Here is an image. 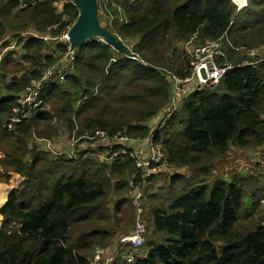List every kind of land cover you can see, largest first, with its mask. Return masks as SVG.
Instances as JSON below:
<instances>
[{
  "label": "trees",
  "instance_id": "16d2710c",
  "mask_svg": "<svg viewBox=\"0 0 264 264\" xmlns=\"http://www.w3.org/2000/svg\"><path fill=\"white\" fill-rule=\"evenodd\" d=\"M54 1L0 0V42L9 32L17 37L29 28L58 38L75 24L79 8L67 0L57 12ZM108 2L112 14L106 26L119 38L136 41L134 55L91 38L77 48L64 83L57 71L43 82L42 105L34 110L20 108L17 100L63 60L67 45L30 36L23 46L28 66L21 75L9 70L0 77V177L5 183L22 177L0 210V264H91L118 231L104 220L129 206L126 199L110 207L109 193L144 188L135 160L120 153L121 144L100 147L110 152L108 163L83 152L54 155L33 146L36 135L51 136L38 126L55 118L77 135L96 130L131 139L153 136L164 147L166 166L194 173L166 179L162 204L150 216L161 237L146 255L109 264H264V221L258 217L259 198L249 190L252 177L209 179V169L232 147L264 146V61L236 65L248 58V49L264 45V0H248L242 8L234 0ZM192 39L201 45L223 40L234 68L213 89L186 86L166 127L153 130L149 122L173 97L166 69L181 78L191 75V58L179 44ZM16 118L21 122L13 123ZM259 189L264 192V184Z\"/></svg>",
  "mask_w": 264,
  "mask_h": 264
},
{
  "label": "rangeland",
  "instance_id": "374dc122",
  "mask_svg": "<svg viewBox=\"0 0 264 264\" xmlns=\"http://www.w3.org/2000/svg\"><path fill=\"white\" fill-rule=\"evenodd\" d=\"M241 8L244 7L248 0L243 1H237L234 0ZM241 4V5H240ZM61 5L60 2L57 3V6L59 7ZM101 20H99V23L101 26L107 28L106 26V18H107V12H102L99 14ZM71 30V29H70ZM70 30L68 31V36L70 33ZM29 31V30H28ZM25 31L20 36H15L13 33H8L6 35L5 39L0 43V66H7L8 69H0V77L3 73H7L9 70L13 73H17L21 75L23 71L24 66H28V64L24 61L23 57L25 54L24 49V41L27 40L30 36L28 34L35 33L34 30L28 32ZM109 31V30H108ZM111 32V31H110ZM49 37L53 36H47L46 33H42V38H45L46 40H49ZM96 37V36H95ZM118 41H121L124 43L127 47H129L130 51L133 52L134 45L136 44V41H125L118 36H115ZM118 37V38H117ZM55 38V37H54ZM70 38V36H69ZM22 40V41H21ZM21 41V42H20ZM52 43H63L65 45H68L66 43L67 38L63 37V34L61 37H58L54 40H49ZM49 42V43H51ZM202 46L201 44H198L195 40H190L187 43H184L183 45L179 44V47L181 49H184L186 53H188L189 58L190 51L194 49L195 47ZM264 46V45H263ZM261 46V47H263ZM260 47V48H261ZM258 48V49H260ZM117 52L120 53L118 49H114ZM116 53V52H115ZM127 56V54H125ZM10 56V61L6 64V62L3 64V60L6 57ZM248 56V54H247ZM249 57V56H248ZM179 59L178 61H180ZM61 61L58 63L60 64ZM57 64V65H58ZM56 66V65H55ZM53 66V67H55ZM167 72L170 74L175 75L174 72L166 69ZM73 71L69 68L68 72L64 73V77H59V80L61 83H64L65 76L67 74H71ZM11 74V75H12ZM32 87V86H31ZM43 87L41 86L38 91L39 94L42 92ZM182 96L178 98V100L181 99ZM18 102V100H17ZM18 104H20L18 102ZM42 105V102L37 104V106ZM180 104V103H179ZM173 105V101L171 99V103L167 108H170ZM32 105L26 104L23 107H30ZM181 106V105H180ZM49 107V106H48ZM37 107H32L31 110L36 109ZM50 108V107H49ZM180 108V107H179ZM17 108L15 111H18ZM179 110V109H178ZM173 114H166L162 118V122H165V126L167 122L172 118ZM156 120V117L149 122L150 126H154V128H157V125L154 124V121ZM21 122V119L18 121ZM12 127V126H11ZM39 130L43 133L51 134L50 137H47L46 139H43L36 135V139L33 142V146H37L39 149H44L51 151L54 155L58 154H64L68 156H78L79 153L83 152L86 156H94V158L98 159L99 161L103 162H111V159L108 157L109 151L102 152L100 150V147L103 146H114V140L108 136L106 139H103L105 134L98 135L96 130H92L91 132H85L82 135H77L76 131L70 132L67 127H64V124H60L59 120L57 118L53 119L51 122H44L40 126H38ZM151 137L147 138H137L139 139L137 142L132 141L130 144H122L123 148L128 147L129 145L140 153L144 152V148L146 143H148L147 140H149ZM147 141V142H146ZM156 146H161L162 149L164 148L161 142H156ZM146 154L143 153L142 155ZM115 154H112V157ZM2 156V153L0 151V157ZM166 159V158H165ZM0 171H3V169L0 166ZM184 174V175H194L191 169L189 168H183V169H174L166 166L165 161L164 165L160 168L159 172L154 180H152L146 187L143 188V190L139 193L137 188H133L132 191H129L128 189H123L121 191H115L112 190L109 193L108 202L110 207H116L117 202L119 201H125L126 199L129 201V206H126V204L121 206V215H118L115 217V219H112L111 221L109 219L104 220L105 223L112 222L113 225L110 226L112 229H118V231L113 234V238L111 242L105 246L102 249H98L94 257L91 259V264H109L113 260H117L118 258L122 259L123 263H130L137 258V257H144L148 251V249L152 246L153 240L157 241L161 237V235L156 234L153 232L151 222H150V216L152 214V211L156 205L160 202V196H162V192H166V179L170 178V176H173L174 174ZM209 179H212L215 181L217 178L225 179L229 182L235 177L239 179H245L248 180L250 177H252V186L249 190L251 192H256V197L259 198V216H262L264 221V196L263 191L259 189V187H262L264 184V146L259 149H241L237 148L236 146L232 147L229 154L218 160L212 167L209 169ZM22 180V177L19 175H14L10 181V183L3 182L4 179L0 177V209L9 199L10 192L12 190V187L17 186L19 182ZM164 188L163 190H161ZM153 193H157L156 197H148L153 196ZM4 196L3 200L2 197ZM262 199V200H261ZM261 200V201H260ZM143 204V205H142ZM256 204L253 205L252 209L254 208ZM132 209H134L135 213H131ZM137 209V211H136ZM251 209V210H252ZM3 216L0 214V227L2 223ZM137 221V225L135 227V222ZM104 223V224H105ZM140 225V226H139ZM139 226V227H138ZM76 234V232L74 233ZM136 238L141 239V243H134V240L132 237L136 236ZM77 235H73L72 239H76ZM100 257L98 259L97 257ZM124 259V260H123Z\"/></svg>",
  "mask_w": 264,
  "mask_h": 264
},
{
  "label": "built area",
  "instance_id": "2783aa9c",
  "mask_svg": "<svg viewBox=\"0 0 264 264\" xmlns=\"http://www.w3.org/2000/svg\"><path fill=\"white\" fill-rule=\"evenodd\" d=\"M72 28V26H68L67 29L62 33L64 38H67L66 43L68 44V52L65 57L61 61L60 65H56L45 71L44 76L35 82L32 83V87L30 86L28 92L24 95V97L18 99L20 108L31 109L32 107H36L37 104L41 103V94H39L38 89L43 85V82L49 78L55 71L59 74L60 77H64V73L68 72V69H72V62L75 59V54L77 48H72L70 43V38L68 36V31ZM61 34V35H62ZM36 35V34H35ZM61 35L59 37H61ZM37 36V35H36ZM49 39V38H48ZM55 39V38H50ZM237 50V48H236ZM248 58L236 64L237 66L241 65H253L256 66L258 62L264 61V46L260 49H248L247 50ZM190 56L192 57L191 61V75L186 78H181L177 75H171L173 82V105L169 108L167 114H173L176 108L179 106L178 98L182 96L185 86L188 85H197L200 89L206 88H215L217 87L224 75L228 70L234 68V66L228 61V53L225 49L223 40L218 41H209L202 46L195 47L190 51ZM251 59H254L255 62H252ZM58 69V70H57ZM26 104L32 105L30 107H23ZM41 105V104H40ZM20 119H13V123L18 122ZM12 123V124H13ZM12 124L10 126H12ZM165 122H160L158 127H164ZM105 131H98L97 134H105ZM108 136L105 134L103 139H106ZM146 143L145 148L143 149L146 154L142 155L137 151V149L131 147L130 145L121 149L120 153L129 154L136 162L137 167V175L140 177L144 187L148 185V181L155 175L158 174L160 168L164 165L165 161V150L162 149L161 146H156V142L153 139V136ZM112 140H114V144H130L132 141L137 142L139 139H131L129 136L125 134H115L110 136ZM146 141V142H147ZM118 153H115L116 156ZM139 193L143 190L140 187H137ZM140 226V225H139ZM138 226V227H139ZM136 236L132 237L134 243H141V239L136 238ZM100 259L99 255L97 257ZM131 262V260H129Z\"/></svg>",
  "mask_w": 264,
  "mask_h": 264
},
{
  "label": "water",
  "instance_id": "95a60500",
  "mask_svg": "<svg viewBox=\"0 0 264 264\" xmlns=\"http://www.w3.org/2000/svg\"><path fill=\"white\" fill-rule=\"evenodd\" d=\"M74 1L80 7V15L69 33L72 48H78L85 44L89 39L96 36L99 38L103 37L109 45L118 49L121 53H125L128 56L133 55L129 47L121 41H118L114 34L100 25L98 19L99 5L97 0Z\"/></svg>",
  "mask_w": 264,
  "mask_h": 264
},
{
  "label": "crops",
  "instance_id": "0c3cea01",
  "mask_svg": "<svg viewBox=\"0 0 264 264\" xmlns=\"http://www.w3.org/2000/svg\"><path fill=\"white\" fill-rule=\"evenodd\" d=\"M72 1V3L74 4V5H76L78 8H79V15H80V7L75 3V1L74 0H71ZM237 1H243V0H237ZM58 2H60L61 3V5H59V7L57 6V3ZM66 2H67V0H55L54 1V6L56 7V10H57V12H61L63 9H64V7H65V5H66ZM97 2H98V5H99V8H98V19L99 20H101V18H100V16H99V14L101 13V11L102 12H107V18H106V22H107V20H108V17L112 14L111 13V11H110V8H109V2H108V0H97ZM113 2V5L115 6V7H119V4H117V3H115L114 1H112ZM238 5V4H237ZM241 5V4H240ZM238 7L240 8V6L238 5ZM119 11L120 12H122V8H120L119 7ZM112 20V18H110V21ZM122 20H124V17H123V14L121 13V16H120V21L122 22ZM126 20V19H125ZM105 22V23H106ZM29 30V31H28ZM27 31L28 32H30V31H32V30H34V29H32V28H29ZM107 30H109V31H111V33L112 34H114L115 36H117L116 35V33L115 32H113L111 29H109L108 27H107ZM35 31V30H34ZM36 32V31H35ZM29 36H34V37H40L42 34L39 32V33H36V35H35V33H30V34H28ZM47 36H51V34L49 33V32H47ZM42 38V37H41ZM50 38H52V37H49V40H50ZM93 38H97L98 40H104L105 41V39L103 38V37H101V38H99V37H93ZM45 39V38H44ZM91 39H89L87 42H89ZM106 42V41H105ZM1 43V42H0ZM107 43V42H106ZM108 44V43H107ZM109 45V44H108ZM109 46H111V45H109ZM113 49H115L113 46H111ZM121 53V52H120ZM124 55H125V53H124ZM133 55H134V53H133ZM128 56V55H127ZM132 56V55H131ZM171 79H172V87H173V82H174V80H173V78H172V76H171ZM186 87V86H185ZM25 95V94H24ZM180 101L181 100H178V102L177 103H180ZM168 110H169V108H166V109H164V110H162L161 112H160V114L156 117V120L154 121V124H156L157 125V127H158V125H159V123L160 122H162L161 120H162V118L164 117V116H166V114H167V112H168ZM152 121V120H151ZM152 127V126H151ZM156 128H154V126H153V130H155ZM115 145V144H114ZM104 147H112V146H104ZM263 147V146H262ZM261 147V148H262ZM238 148V147H237Z\"/></svg>",
  "mask_w": 264,
  "mask_h": 264
},
{
  "label": "bare ground",
  "instance_id": "6f19581e",
  "mask_svg": "<svg viewBox=\"0 0 264 264\" xmlns=\"http://www.w3.org/2000/svg\"><path fill=\"white\" fill-rule=\"evenodd\" d=\"M0 186H2V185H0ZM3 198H4V196L2 197V199H1V200H3Z\"/></svg>",
  "mask_w": 264,
  "mask_h": 264
}]
</instances>
